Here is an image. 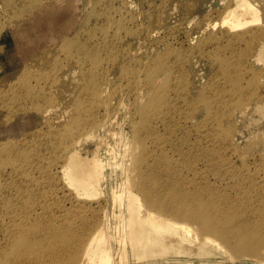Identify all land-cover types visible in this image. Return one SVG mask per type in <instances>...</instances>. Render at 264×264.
Wrapping results in <instances>:
<instances>
[{"label": "rangeland", "instance_id": "rangeland-1", "mask_svg": "<svg viewBox=\"0 0 264 264\" xmlns=\"http://www.w3.org/2000/svg\"><path fill=\"white\" fill-rule=\"evenodd\" d=\"M135 1L133 7L123 0H0V196L19 198L23 201H20L21 208H37L40 213L48 214L50 218L46 220L44 230L49 232V223L54 227L57 225V244L62 243L56 249L51 240L43 247L30 242L26 247L5 249L0 264H11L7 260L12 256H18L20 261L26 259L22 264H38L50 253L54 261L81 263L80 240L102 216L104 194H95L92 198L87 193L86 196L81 194L84 197L78 195L74 185L62 177L60 166L73 151L83 160L90 158L104 140L115 145L119 160L117 172L127 167V185L138 197L140 213L145 215L152 211L190 229L163 232L165 248L161 251L154 245L156 257L152 260L156 264H264V243L252 248L248 246V243H254L249 241L250 232L264 234V230L251 229L252 218L257 219L261 205L254 206L256 212L242 211L238 207L241 198L233 200V196H227L232 200L228 202L219 199L226 193L236 197L243 184L234 182L238 180L235 176L247 170L255 172L261 158L264 160V125L249 128L260 120L264 107V94L258 97V91L254 90L255 86L264 88V63L262 60L249 62L243 77L235 76L231 81L237 89L225 84L231 95L247 87L249 99L244 104L236 103L235 107L225 106L218 126L210 127L206 132L209 123L202 127L210 112L206 90L214 89H208L211 85L208 80L216 77L221 81L225 78L220 76L233 72L218 54L207 52L208 47L204 54L200 52L203 45L198 44L202 40L212 42V35L220 37L229 29V24L222 18L223 11L233 4H230L232 0ZM112 18L118 19L116 27V21H107ZM207 21L210 25H206ZM149 29H153L152 35L147 31ZM98 36L121 42L113 54L119 62L111 65L104 86L107 90H103V100H108L109 104L102 103L99 108L101 119L107 118L100 128L97 124L89 125L92 118L88 114L97 101L92 92H83L90 79H85L81 73L86 59H80L78 53L90 39ZM218 40L225 45L222 42L225 39ZM258 49L256 45L251 51L258 52ZM45 50L53 55L42 63L37 56ZM187 51L191 54L183 55ZM153 55L149 70L152 74L157 68L156 75L160 78L153 88L147 89L142 84L146 75L144 67L138 70L137 66L148 64ZM172 57L181 58V73H173ZM237 59L242 61L240 55ZM95 64L90 66L97 78L100 68ZM126 64L129 65L125 70H137L128 77L124 72ZM86 66L89 68L88 64ZM26 69L29 70L25 73ZM170 78L175 81L181 78L187 87L172 98L178 104L171 109L166 126L161 108L167 109L170 101L161 93L168 87ZM10 88L14 93H20V90L22 93L12 95ZM35 92L36 96L32 95ZM33 96L35 100L39 96V101H34ZM186 100L196 101L195 107H190ZM86 107H90V112ZM106 109L109 110L107 113ZM149 112L153 119L148 120L151 129L145 125ZM262 119L264 121V116ZM200 126L202 128L198 129ZM91 129L92 133H87ZM213 131L219 140L230 139V149L224 150L227 164L215 158L220 149L210 144L206 137ZM215 148L218 151L215 152ZM125 150L129 155H125ZM52 175L54 179L50 180ZM263 179L264 170L257 173L254 182L262 184ZM239 181L245 182L246 186L254 183L245 176ZM212 205L220 208L223 213L220 217L209 214ZM244 213L254 217L235 223L234 217L243 220ZM222 224H231V240L220 236ZM205 237L212 239V244L204 243ZM242 238L245 240L240 244ZM73 239L79 240L74 250H70L74 253L71 255L66 247H71ZM201 249L204 252L198 254Z\"/></svg>", "mask_w": 264, "mask_h": 264}, {"label": "bare ground", "instance_id": "bare-ground-1", "mask_svg": "<svg viewBox=\"0 0 264 264\" xmlns=\"http://www.w3.org/2000/svg\"><path fill=\"white\" fill-rule=\"evenodd\" d=\"M123 3H126L133 7L136 5L135 0H123ZM230 4L232 5L230 6L228 5L227 8L223 11L224 15L222 18V21L224 23L227 22L229 24L228 26L229 29L226 30L225 32L223 31L220 37L216 36L218 39H225V41H222V42H225L224 43L225 45L222 46L223 44L213 35H212V40H210L212 42H206L207 40H202L198 44V45H203L202 46L203 50L198 47L200 52L204 54L203 51L209 49V51L207 52L209 53L212 52L215 55L218 54L222 58L223 62H225L229 66L230 71L233 72V73H230L228 76H220L223 79L225 78L224 80L221 79V81H220V78L218 79L216 77L208 80L209 83L211 84L208 87V89L210 87H214V89L211 88L209 90H206V95H207L206 104H207V109L210 110L209 116L206 118V120L204 121L205 124L202 126V127H205L207 123H209L208 128H206V132L210 127L215 128L218 126L219 120H220L219 117L224 113L223 108L225 106L233 105L235 107L236 103L244 104L247 101V99H249L246 95V93L248 92L247 87L245 88V90L237 92L236 95H231L229 93V89L225 88V84L229 83L230 87H233V88L235 87V89H237L235 84L231 81L235 79V76L243 77V74L245 73L244 70L249 67L248 66L249 62L257 63L259 60H262L264 63V0H232L230 1ZM38 13H42V11ZM107 21L109 23L112 21H116L115 27L116 25H118L117 24L118 19L112 18L110 20L108 19ZM206 25H210L209 21H207ZM206 27L207 26L203 27V30ZM147 31L151 35L154 32L153 29H149ZM42 33L45 34L44 32ZM99 38L100 36L96 37V39L95 38L90 39L88 44H85L84 46H82V48L78 50V53L81 54L80 59H83V58L86 59L85 65L82 64L83 66L81 67V71H82L81 73L83 74L85 79L87 78L90 79L89 86L86 87L83 92H89V91L92 92L96 97V100L94 101H97L96 102L97 104H95V106L90 109L91 112L89 111L90 107L89 108L86 107V110L90 112L88 115H90V117L92 118L90 121L91 123L89 122V125L97 124L98 128H100L101 126H104L107 122V118H104V120L101 119L100 117L101 112L99 108L102 106V103L109 104V101L106 99L105 100L107 102H102V101H105L103 100V93L105 90H107L105 88L106 87L105 83L108 81L109 70L112 68L111 65L112 64L115 65L116 62H119V59H117V57L113 58V54L115 53V51H117L121 43L114 39L104 40L105 38H100V39ZM216 40H218V42H214ZM204 44H206L207 46ZM256 45L259 46L258 52H254L253 50L251 51L252 47ZM206 47L208 48L206 49ZM102 51L103 53L101 54ZM48 52H46L45 50V52H42L39 55L37 54L38 55L37 59L42 63L46 60H50L53 54L52 53L48 54ZM189 53L191 54V52H188V51L183 52V55H186ZM192 53H193V50H192ZM239 55L242 58L241 62H239L237 59V56ZM261 57H263V59H261ZM153 61H154V55L148 64L143 63L142 65L140 64V66H137V68H139L138 70L144 67V73L150 76L146 78V75H145L142 78V84L147 86V89H150L151 87L153 88L157 83V79L160 78V75L159 76L156 75L157 68L153 71L152 74L149 70L150 65L153 63ZM95 62H96L95 65H97L98 68H100L99 69L100 73L98 74L97 72L98 74L97 78L94 76L95 72L92 71V67L90 66L92 64L94 65ZM170 63L173 68V73H181V69H182L181 58L173 59L172 57L170 59ZM87 64L89 68H87L86 66ZM128 65L129 64H126L124 66V72H125L126 77H128L131 73H134L137 71L135 68H129V71L125 70ZM27 70L29 69H26L25 73L27 72ZM30 70H33V68H30ZM12 72L14 73V71ZM30 72L31 71H29L28 73ZM52 72L53 71H51V73ZM153 74L156 76V78H154L155 76H153ZM10 77H11V74H10ZM38 78H39L38 80H40V77ZM41 78H42L41 81L43 80L44 82L43 76ZM173 78H176V77H173ZM173 78L169 79L168 87H166L161 93L165 99L170 101L169 107L167 109H165V107L161 108V113H162L161 117H162V120L165 121L166 126H167L166 120L172 113L171 109L173 107H176L178 104V102H174L172 98L174 97L175 93L183 92L184 89H186L187 87L186 83L181 78H178L179 80L177 81H175ZM38 80H36L37 83L40 82V81L38 82ZM16 86H20V85H16ZM18 88L20 89V87ZM14 89L15 87L13 88V90ZM31 89L33 88L31 87ZM170 89H173L175 92L173 91L168 92ZM11 90L12 89L10 88V92L13 93L12 95L19 93L17 92L18 90L16 91L17 93H14L15 91L12 92ZM254 90L258 91L257 93L258 97H261V95L264 94V88L262 86H255ZM20 91L21 92L19 94L22 93V90ZM4 93L6 95H9V94L11 95V93L9 92L7 94L4 91ZM0 94H1V91H0ZM35 94L36 92L33 93L32 95H35ZM93 94L92 96H94ZM3 96L4 94L2 95V98ZM37 99L35 100V97H34V101L38 102L39 100L37 101ZM89 100H91V102L94 103L93 99H89ZM186 101L190 107H195L196 101H193V100H186ZM208 102H209V106H208ZM249 105L253 106L252 104H249ZM108 106L109 108H111L110 105ZM105 111L107 113L109 110L106 109ZM263 111H264V107L261 109L262 114H261L260 120H258V122L254 123L253 125H249V128L261 126V124L264 125V121L262 119L264 116ZM86 113L88 112L86 111ZM151 115L152 113L149 112L146 117V122H145L146 128H150V129L152 126L150 125L148 120L150 122L151 120H153L151 118ZM196 126H199V123L196 124ZM202 127L200 126V128L198 127L197 128L201 129ZM89 131L90 132H87V133L91 134L92 129ZM90 134H87V135H90ZM208 134L206 135V137L208 136L207 138L209 139V143L212 144L213 146L214 145L218 146L220 149L219 152L216 153L218 154V158L215 157V155L213 154L214 157L216 159H221L220 161H222V163L225 164L227 162V159L224 158L225 157L224 150L225 149L228 150V148L230 149L231 147L230 139L228 137H224L219 140L217 138L219 136L216 134L215 131H213L212 133L210 132L209 135ZM84 137H86V135ZM101 142H102V139H101ZM157 144H160V143H157ZM209 148H212V146H209ZM216 150L217 149L215 148V152ZM262 150H264V147L262 148ZM211 151H214V149L213 150L211 149ZM75 154L76 153L74 151L69 153L67 159H65L63 164L60 166L62 177L65 178V180H68L67 183H71V185H74L73 187L76 188L74 189L78 190L76 192L80 193V194L77 193L78 195L85 193V196L88 194L87 196H89V198L91 196L92 198V196L95 197L100 193H102V195L104 194L105 204L102 207V210H103L102 216L93 224L92 228L90 229V232H88L87 235L82 236L80 240V249H82L81 263L74 262L73 264H156V262L152 260L153 258L156 257V255L153 254L154 251H156V248H154V245L158 246L159 249H161V251L165 248V244L162 240L164 237L163 232H169L171 230H173V232H178V231L186 232L190 230L189 227H187V225L179 224V223L170 221L168 219H164L152 211L146 212L145 215L140 213L142 210L138 209L140 205V202L138 201V197L135 195L134 192H132V190L127 185V167L123 168L122 172L120 171L119 173L117 172V168L119 167V160H118V153L116 152L115 145H111V143H107L104 140V142H102V146L100 144L99 147H96L95 150L93 151L92 156L90 158H87L86 160H83L80 156H77ZM226 154H227V151H226ZM125 155H129L127 154L126 150H125ZM137 161L139 162V159ZM106 168H110V170L107 171ZM34 170L35 168H33V171H32L33 173H34ZM262 170H264L263 158H261L259 162V166L255 169V172L247 170L243 172L242 174L239 173L238 176H235L236 179L238 180H234V182L243 184L240 186V192L236 193L237 194L236 197H234V195L226 193L227 195L225 194L221 198H219V199L226 200L227 202L228 200L230 201L231 198L233 200L241 198L238 201V207H240L242 211L246 209H250L251 211L256 212L255 210L257 208L254 206L261 205L258 208L257 219H256V214H255L256 220L252 218L254 217V215L245 214V213H244L245 219L243 220H237L233 216L234 222L237 224L246 222L249 218H252L253 227H251V229L253 230H256V229L264 230V198H260L261 196H264V183H263L264 179L262 180L263 181L262 184H257L254 182L256 179L257 173H259ZM243 175L245 176V178L252 180L254 183H251L250 185L246 186L245 182L239 181V180H242V178L244 177ZM39 178H36V179H39ZM53 179L54 177L52 175L50 180H53ZM231 179H233L232 176H231ZM141 190L144 191L143 187L141 188ZM33 191L35 193V190ZM81 196L84 197V195H81ZM227 196L229 197L233 196V197L229 199V197ZM20 201L22 200H19V198L18 199L13 198L12 196H7V195L0 196V232H2V235H0V261H3L1 256H3L2 254L5 249H8L9 251H11L12 249L15 248V246L26 247L25 246L26 243H30V242H34L36 245L38 244L39 247L40 246L43 247L46 245V242L48 240L49 241L51 240L53 245L54 244L56 245L54 246L55 249L57 247L62 246L61 245L62 243L57 244V240H59L57 239L58 234H56V231L59 229H55V227L59 228L57 225H55L54 227L53 224L49 223L51 225V227L49 228V232L44 230L43 226H46V220H48L50 216L48 214H45V212H43L44 214L40 213L39 210H37V208H26V209L21 208L22 204H20ZM208 210H209V214L217 215V217H220L221 214H223L220 208L218 209L215 205H212ZM228 212L229 211H227V213ZM226 218L231 219L232 217L226 216ZM231 232H232L231 224H222V230H221L222 235L220 236L224 240L225 239L231 240L232 235H233V233ZM52 236H55V238H53ZM143 239H145L144 242L139 243ZM78 240L79 239L77 240L73 239V242L70 244L71 246L70 248L66 247L67 242L65 243L64 241L66 245L63 243L66 247L67 252H70L71 255H74V253L71 252L70 250H74V247L77 244ZM243 240H245V238L240 239L239 243L241 244ZM249 241H254V243L252 244L248 243V246L251 248L255 247L256 245L260 243H264V234H261L259 232H250ZM203 242L207 244H212L213 240L208 237H205L203 239ZM16 251L17 250H15V252ZM203 252L204 250L201 249L198 254H202ZM52 254H54V252ZM50 256H51V253L48 255H45L44 258H42L43 261L38 264H65L64 260H61V262L54 261L53 258H50ZM17 257L18 256H12L7 261L11 262V264H22L26 262V259H24L23 261H20L19 260L20 258L19 257L17 258ZM28 264H35V263L30 262Z\"/></svg>", "mask_w": 264, "mask_h": 264}]
</instances>
